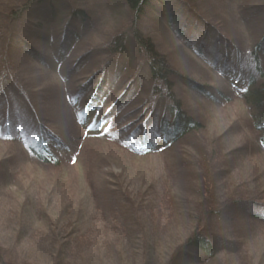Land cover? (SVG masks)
Masks as SVG:
<instances>
[{"label": "rangeland", "instance_id": "rangeland-1", "mask_svg": "<svg viewBox=\"0 0 264 264\" xmlns=\"http://www.w3.org/2000/svg\"><path fill=\"white\" fill-rule=\"evenodd\" d=\"M20 1L0 0V7L7 9L6 16H9L19 8ZM71 1L72 5L77 4L76 0ZM115 1L113 4L109 0H93L90 5L79 0L89 7V12L85 11L89 27H95L92 32L98 37L107 29L117 32L124 28V21L112 25L113 17L110 15L116 14L117 9H121L117 12L120 18L124 15L121 20H126L124 17L129 19L124 3ZM184 1L208 23L212 20L238 40L241 49L252 47L262 37L264 0ZM19 15L21 13L16 14ZM2 18H5L4 12H0V21ZM243 21L251 27H243ZM23 24L29 28L33 26L32 23ZM2 25L7 26L0 24V28ZM140 25L143 35L152 37L157 52L175 72L172 94L188 116L201 124L200 130L165 151L146 156L135 155L118 145L123 118L110 123L108 133L92 140L83 135L73 122L64 101L68 88L60 83L58 75L39 77L42 73L33 72L30 63L25 62L22 66L23 62L16 61L15 67L20 64L19 68L30 74V78L38 79L39 82L29 91L31 98L35 100L38 96V102L34 103L41 105V114L53 122L55 129L65 133L69 148L67 154L70 157L77 155L71 160L61 156L63 162L55 168L40 166L31 161L18 142L0 141V255L5 264H160L156 261L164 249L172 256L179 243L189 236L187 228L204 223L207 215L198 212L202 203L209 206L218 203L221 197L217 199V196L227 191L233 193L229 195L233 200L252 196V199L264 202V154L257 142L260 133L252 130L241 101L223 80L213 75L210 68L199 64L182 42L161 28V21L156 16L149 12L146 23ZM1 32L2 57L16 56L11 50L16 43L10 42ZM19 34L26 40L25 44L43 40L42 35L31 34L28 28L21 29ZM44 52L47 55V51ZM2 63L4 67L10 66L4 60ZM137 65L136 61L133 67ZM178 75L203 87L205 85L213 93L210 94L213 100L189 92L177 79ZM123 87L126 91V84ZM105 137L109 142L104 141ZM210 156L213 161L208 159ZM200 166L206 167L208 173L220 171L227 177L220 183L213 179V189L201 184L206 176L212 174L201 172ZM197 167L199 169L193 171ZM188 174L194 180V189L189 185L178 189L177 184L181 179L188 180ZM221 183L225 188L229 187L228 190L222 189ZM166 192L173 193L177 215L174 213L169 225L163 222L158 226L156 220L154 224L149 221L154 212H148V207L154 206L159 213L160 197ZM225 202L222 203L224 207ZM210 207L219 212L217 223L219 220L222 223L233 221L229 223V231L233 234L228 236L231 249L237 251L239 244L243 243L241 252L245 250L251 254L253 264H264V226L243 215H236L235 211L228 213L217 206ZM101 211L106 213L104 217ZM172 212L173 209L166 213ZM225 218L228 220H223ZM61 221L66 223L64 228L69 229L68 232H58V235L48 232L57 225L60 227ZM42 223L47 228L39 231L37 226ZM91 228L98 231L93 232ZM30 234L32 240H26ZM35 234L43 239V243L34 237ZM257 234H261V238H256ZM32 242L37 246L32 247ZM59 242L61 248L56 252L53 249ZM41 244L44 245L42 249ZM63 249L66 250L61 255L60 250ZM224 255L219 256L217 263L224 264Z\"/></svg>", "mask_w": 264, "mask_h": 264}, {"label": "trees", "instance_id": "trees-1", "mask_svg": "<svg viewBox=\"0 0 264 264\" xmlns=\"http://www.w3.org/2000/svg\"><path fill=\"white\" fill-rule=\"evenodd\" d=\"M109 1L113 4L116 2ZM75 2L77 4L72 5L71 0H21L19 8L12 10L14 12L9 16H6L8 10L0 7V12L5 14L0 24L7 25L1 26V33L10 42L16 43L15 48L11 49L16 56L2 57L0 53L4 62L10 65L4 67L3 63L0 64L1 142H18L31 161L40 166L55 168L63 162L61 156L71 160L77 155L75 153L70 157L67 154L69 148L64 139L65 133L55 129L53 122L41 114V105L34 103L38 102V96H35V100L31 98L29 91L39 81L30 78V74L19 68L22 62V66L30 63L33 72L40 71L42 74L39 77L44 75L45 78L56 73L60 83L67 85L68 93L64 99L66 108L70 109L77 128L92 140H98L99 135L108 133L110 123L123 118L118 145L135 155L146 156L165 151L182 138L199 131L201 124L188 116L172 94L175 72L157 52L152 37L143 35L139 27L141 23H146L150 12L161 21V28L182 42L199 64L206 69L210 68L214 76L229 86L244 106L252 130L260 133L257 142L264 154V31L261 39L255 41L252 47L241 49L238 40L212 20L208 23L207 19L184 0H118V3H124L123 6L128 9L129 19L124 17L126 20H121L123 14L120 18V13L117 12L121 9H117L116 14L110 15L113 17L112 25L124 21V28L117 32L107 29L98 37L92 32L95 27H89V17L85 12H89V7L84 2L91 5L93 0ZM84 7H87L86 10ZM17 13L21 15L16 16ZM245 22L242 26L250 28V24ZM30 23L33 25L31 28L22 26ZM27 28L31 34L42 35L43 40L38 39L32 45L25 44L26 40L19 31ZM104 39V42L94 45ZM44 51H47V55ZM3 60L0 59V62ZM19 60V67H15V62ZM136 61L138 65L134 68ZM177 79L192 94L213 100L210 95L213 93L205 85L203 87L189 78H181V75ZM124 84L127 86L126 91ZM18 113L24 114L19 116ZM106 137L105 142L108 141ZM208 159L213 161L211 156ZM199 168L201 172L208 173L206 167ZM199 168H193V171L196 172ZM189 174L192 176V173ZM189 174L188 180L181 179L180 184H177L178 189L187 185L194 189V180ZM210 174L211 178L206 176L201 184L205 183L213 189V179L220 183L227 177L220 171ZM174 184L172 188L175 187ZM221 186L222 189L226 187L224 183ZM231 193L227 191L218 195L217 199L220 196L221 201L210 206H217L219 210H227L228 213L235 211L236 215H243L264 226V202L252 199V196L233 200V196H229ZM160 198L159 213L154 206L148 207V212H154L149 221L154 224L156 220L158 226L163 222H168L169 225L174 213L177 215V204L173 193L166 192ZM224 200L227 203L225 207L222 204ZM210 206L202 203L198 212L207 215L204 223L192 224L187 228L189 236L179 243L172 256L164 249L157 263L219 264L217 259L223 253L224 264H253L251 254L248 255L245 250L241 252L243 243L239 244L237 251L229 246L228 236L233 234L229 231V223L232 224L233 221L222 223L219 220L217 223L219 212L211 210ZM171 209L172 213H166ZM100 214L104 217L106 213L101 211ZM44 224H40V227L36 225L39 231L47 228ZM60 225L48 229V232H56V235L58 232H68L69 229L64 228L65 222L61 221ZM94 231L98 230L95 228ZM36 234L34 237L42 242L43 239ZM28 236L26 240H32V235ZM62 238L65 239L66 236ZM239 238L241 239L240 236ZM256 238H261V234H257ZM33 245L37 246L32 242L31 246L34 247ZM42 246L44 245L41 244V249ZM59 248L60 242L53 250L58 252ZM65 250H60L61 255ZM154 250L158 251V248ZM42 253L45 252L42 250ZM0 264H5L1 255Z\"/></svg>", "mask_w": 264, "mask_h": 264}]
</instances>
